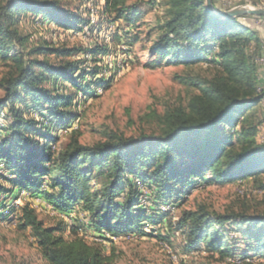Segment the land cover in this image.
<instances>
[{"label":"trees","instance_id":"obj_1","mask_svg":"<svg viewBox=\"0 0 264 264\" xmlns=\"http://www.w3.org/2000/svg\"><path fill=\"white\" fill-rule=\"evenodd\" d=\"M149 4L162 5L164 17L144 24L147 36H152L146 67L204 64L212 67L211 75L189 79L196 93L186 105L168 107L158 116V133L125 137L109 132L103 140L85 145L74 129L56 152L52 145L57 135L52 132L79 117L75 98L79 92L89 95L92 88L82 81L95 74L97 66L88 72L80 61L69 59L80 48L46 44L27 52L41 58L26 59L15 47L22 50L28 37L16 26L21 13L73 32L84 31L90 21L57 0L0 1V58L11 59L15 66L0 80V221H11L14 218L8 217L18 213V225L30 229L47 264H115L118 256L87 242L79 235L80 227L66 237L65 226H45L29 202L7 207L20 191L65 216L79 208L89 218L87 227L101 240L110 241L106 233H136L167 242L169 233L158 234L156 228L169 213L161 206L179 205L199 183L250 179L264 191V143L256 140L264 118L257 120L252 111L264 98V65L255 61L264 53V18H219L206 10L205 0ZM212 5L216 11L229 9L221 0H212ZM103 12L138 29L141 4L136 1L104 0ZM83 51L96 62L106 48L96 45ZM67 86L73 92L64 91ZM143 196L148 197L144 206ZM167 225L181 232L187 251L202 249L225 264L264 258V212L218 213L199 205L183 210Z\"/></svg>","mask_w":264,"mask_h":264},{"label":"rangeland","instance_id":"obj_2","mask_svg":"<svg viewBox=\"0 0 264 264\" xmlns=\"http://www.w3.org/2000/svg\"><path fill=\"white\" fill-rule=\"evenodd\" d=\"M57 1L65 8L87 17L90 24L84 31L73 32L60 28L47 19L41 17L35 19L21 13L16 29L28 39L22 50L15 47L18 53L23 52L26 59L41 58L27 55V52L37 45L80 48L81 50L69 59L80 61L81 67L88 72H92L93 67L97 66L96 73L87 74L82 81L91 86L89 95L85 96L79 92L75 98V102L77 100L75 109L79 117L69 127L52 132L57 135V140L52 145L56 152L69 141L70 132L74 129L78 130L79 142L85 145L103 140L109 132L125 137L137 136L140 133H158V116L168 107L186 105L188 99L196 93V88L189 83V79L193 82L211 75L212 67L204 64H194L190 67L163 64L155 69L146 67L152 36L150 38L147 36L148 29L144 24L154 22L157 16L164 17L162 5L160 7L150 5V0H129L141 4L137 29L128 27L123 22L114 21L105 14L104 0ZM221 1L229 9L246 4L260 5L253 0ZM261 6L264 8V4ZM96 45L105 47L106 51L94 62L90 53L83 50ZM15 50L11 51V56L16 53ZM51 60L57 61L52 58ZM255 61L264 65L260 59L256 58ZM14 67L11 59L0 58V80L14 72ZM99 83L103 85H97ZM65 88L64 91L73 92L70 86ZM3 94L4 91L0 88V97ZM252 111L257 120L264 118V98ZM33 116L39 120L38 116L34 114ZM256 140L258 143H264V122L259 125ZM2 168L3 164L0 163V172ZM260 179L264 182V175H261ZM137 185L142 189L140 183ZM256 188L250 179L215 185L199 183L183 196L179 205L174 206L170 203L161 206L162 210L169 213L156 228L159 229L158 234L169 233V242L160 240L157 235L142 237L136 233H122L117 236L106 233L104 236L110 241L101 240L87 227L89 218L79 208L65 216L54 211L39 197H30L25 191L19 192L16 199H12L7 207L12 205L18 207L19 205L14 203L16 200H19L21 205L29 202L45 226H65L66 237L69 236V230L80 227L79 235L87 242L104 246L107 253L110 250L115 252L118 256L115 264H225L216 254H209L202 249L187 251L181 232L171 229L167 223L169 219L176 222L183 210H192L199 205H205L218 213L264 212V191ZM43 189H46V185H43ZM147 198L143 196L141 199L143 206L148 202ZM16 216L18 213L8 217L14 218L11 221H0V264H47L30 229L21 228ZM252 264H264V258H256Z\"/></svg>","mask_w":264,"mask_h":264},{"label":"water","instance_id":"obj_3","mask_svg":"<svg viewBox=\"0 0 264 264\" xmlns=\"http://www.w3.org/2000/svg\"><path fill=\"white\" fill-rule=\"evenodd\" d=\"M205 8L209 13L216 15L219 18H228L241 14H250L264 18V8L258 6L241 5L226 11H216L213 8L212 0H205Z\"/></svg>","mask_w":264,"mask_h":264},{"label":"built area","instance_id":"obj_4","mask_svg":"<svg viewBox=\"0 0 264 264\" xmlns=\"http://www.w3.org/2000/svg\"><path fill=\"white\" fill-rule=\"evenodd\" d=\"M244 6H258V7H262L261 4H260V5L246 4V5H244ZM235 7H237V6H235ZM233 8H234V7H233ZM255 23L259 25V24L261 23V21L256 20ZM256 58L262 60V62H263V64H264V54L259 55V56H256ZM18 205H20L19 202H18Z\"/></svg>","mask_w":264,"mask_h":264},{"label":"bare ground","instance_id":"obj_5","mask_svg":"<svg viewBox=\"0 0 264 264\" xmlns=\"http://www.w3.org/2000/svg\"><path fill=\"white\" fill-rule=\"evenodd\" d=\"M94 16V15H93ZM21 192V191H20ZM16 199V198H15ZM18 202H19V200H16L14 203L16 204V205H18ZM20 205H21V203H20Z\"/></svg>","mask_w":264,"mask_h":264}]
</instances>
